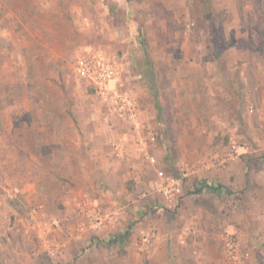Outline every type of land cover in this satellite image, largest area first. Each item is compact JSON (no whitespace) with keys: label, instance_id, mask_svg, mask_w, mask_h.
Here are the masks:
<instances>
[{"label":"rangeland","instance_id":"1","mask_svg":"<svg viewBox=\"0 0 264 264\" xmlns=\"http://www.w3.org/2000/svg\"><path fill=\"white\" fill-rule=\"evenodd\" d=\"M259 2L0 0V264H264ZM90 50L122 70L137 128L75 76ZM156 171L181 179L175 199ZM204 180L219 197L194 194ZM84 195L118 222L82 231Z\"/></svg>","mask_w":264,"mask_h":264},{"label":"built area","instance_id":"2","mask_svg":"<svg viewBox=\"0 0 264 264\" xmlns=\"http://www.w3.org/2000/svg\"><path fill=\"white\" fill-rule=\"evenodd\" d=\"M121 69L113 58H108L100 50H90L87 54L78 58L75 63L74 74L79 79L85 81L88 87L92 88L94 92L102 99V101L109 107L113 116L125 121V123L137 128L138 120L136 118V108L134 100L128 92H121L115 89V85L121 78ZM142 145H146L147 141L141 140ZM143 149L145 147H142ZM123 145H116L113 149L115 158H123ZM149 159L150 164L156 165V160L153 157L145 155ZM182 181L179 178L166 175L163 171L155 172V181L152 190L165 198L167 201L175 199L180 194ZM73 211L76 216H81V229L96 231L103 229L110 224L118 222V213L105 214L102 208L91 204L86 195L80 198L78 203H75ZM150 238L145 236L142 238L144 244Z\"/></svg>","mask_w":264,"mask_h":264},{"label":"crops","instance_id":"3","mask_svg":"<svg viewBox=\"0 0 264 264\" xmlns=\"http://www.w3.org/2000/svg\"><path fill=\"white\" fill-rule=\"evenodd\" d=\"M71 112V111H70ZM73 113V112H72ZM69 115V114H68ZM114 117V116H113ZM119 119V118H118ZM75 120V121H74ZM119 120H121V119H119ZM72 121L74 122V123H76L77 124V121H76V119H72ZM120 122H122V123H124V124H126V125H129V124H127V123H125V121H123V120H121ZM131 126V125H130ZM135 128V127H134ZM134 131V130H133ZM134 132H136V130L134 131ZM123 141V139H118L117 140V145H123V144H121V143H119V142H122ZM136 142H137V145L139 144V145H142L140 142H141V139H136ZM115 143V142H114ZM114 143H113V145H114ZM147 144H148V142H147ZM146 144V145H147ZM144 145H142V146H140V147H143ZM123 147H124V145H123ZM114 149V148H113ZM124 150V152H125V148L123 149ZM112 152H114V151H111V153ZM112 155V154H111ZM113 157V156H112ZM112 157L110 156V159H112ZM242 173H244V172H242ZM207 181L206 180H204V181H202L201 183H200V185L202 184V183H206ZM208 184H210L209 182H207ZM199 185V186H200ZM32 190H35V189H32ZM203 190V189H202ZM206 190V189H205ZM221 191V189L216 193H212V192H209V195H213V196H218L219 197V195H220V192ZM55 192V191H54ZM54 192H51L52 194H51V197H52V199L54 200V199H56V201H58L59 203H60V207L61 206H64V207H66V208H68V207H70V200H69V196L65 193V195L63 196L62 194H53ZM199 194V193H198ZM87 195V194H86ZM49 201H50V199H49ZM78 201L79 200H76V203H78ZM58 204V203H57ZM56 204V205H57ZM50 205L52 206L53 205V202L52 203H50ZM103 229H99V230H96V231H92V232H94V233H92L91 232V234H95V235H97L99 232H101ZM73 236V235H72ZM98 236V235H97ZM88 239V238H87Z\"/></svg>","mask_w":264,"mask_h":264},{"label":"trees","instance_id":"4","mask_svg":"<svg viewBox=\"0 0 264 264\" xmlns=\"http://www.w3.org/2000/svg\"><path fill=\"white\" fill-rule=\"evenodd\" d=\"M263 2V0H260L259 4L256 6V11H261V10H264L263 9V6L261 5V3ZM137 42L141 45V46H144V37L138 33V39H137ZM135 66L136 64H133L132 62L130 63V66ZM221 185L219 184H213V183H210L208 184L207 182L206 183H202L198 188H196L194 190V194H198L202 191V189H206L207 191L209 192H212V193H217L220 189H221ZM126 235H123V236H119V237H113V238H110L109 239V244H115V243H121V241L123 240V237H125Z\"/></svg>","mask_w":264,"mask_h":264}]
</instances>
